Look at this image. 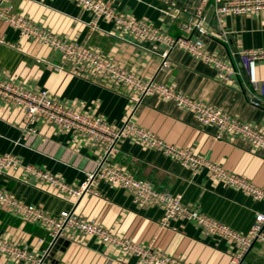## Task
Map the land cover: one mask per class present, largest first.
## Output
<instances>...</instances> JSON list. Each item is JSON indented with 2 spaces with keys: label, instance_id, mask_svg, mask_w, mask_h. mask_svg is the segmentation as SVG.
<instances>
[{
  "label": "crops",
  "instance_id": "obj_1",
  "mask_svg": "<svg viewBox=\"0 0 264 264\" xmlns=\"http://www.w3.org/2000/svg\"><path fill=\"white\" fill-rule=\"evenodd\" d=\"M125 12L136 20H146L172 36L181 35L180 27L192 13L197 0H99ZM12 14L21 15L33 25L79 44L96 48L113 64L131 71L141 80L155 78L186 96L221 110L229 116L264 132V108L253 107L250 99H264V61L243 56L242 50H264V12L227 16L222 28L216 27L208 7L205 10L208 36L202 38L206 50L230 59L239 73L236 82H220L212 67L205 66L182 50L171 52L168 67L160 69L158 46L147 42L129 43L118 38L113 25L104 20L93 22L68 0H4ZM223 32L227 36L224 40ZM0 36L16 45H0V79L36 90H47L65 108L92 114L113 127H120L133 108L131 93L103 76L63 63L60 54L26 38L0 22ZM239 59V60H237ZM62 65V70L56 66ZM251 79L255 83L250 84ZM133 120L166 143L189 149L228 172L246 178L264 191V149H256L243 138H217L213 126H202L194 116L173 103L157 97H145ZM34 128L31 133L28 129ZM0 153L17 158L65 183L80 186L86 173L92 172L103 152L80 134L61 132L49 124L26 125L20 108L0 102ZM114 168L135 179L147 181L159 191L181 195L182 203L247 233L264 201L227 187L210 178L206 171L192 174L171 158L143 148L127 139L107 158ZM26 173L0 175V188L27 205L41 207L50 215H59L73 207L36 186ZM97 195L84 197L76 206L78 215L93 220L114 234L140 245L152 244L185 264H228L232 249L192 223L171 222L160 228L162 211L148 206L138 208L123 189L100 184ZM174 228V230H172ZM0 236L27 246L42 264H136L134 256L103 244L91 236L77 235L51 245L44 231L0 211ZM46 252V253H45ZM0 264H13L0 256ZM244 264H264V246L254 244Z\"/></svg>",
  "mask_w": 264,
  "mask_h": 264
},
{
  "label": "built area",
  "instance_id": "obj_2",
  "mask_svg": "<svg viewBox=\"0 0 264 264\" xmlns=\"http://www.w3.org/2000/svg\"><path fill=\"white\" fill-rule=\"evenodd\" d=\"M0 22L18 32L20 38H26L41 46H46L60 54L63 63L75 68H82L103 76L114 85L129 91L133 108L127 114L120 127H113L92 114L68 109L56 102L47 90L22 87L0 79V102L14 108H20L26 119V125L49 124L61 132L80 134L86 141L100 148L103 152L92 172L86 173L84 181L76 187L65 183L61 178L51 175L30 165L22 166L17 158L0 153V175L10 172H22L35 180L45 192L72 205L69 211L59 215H50L41 207L27 205L0 188V211H4L24 223L42 229L50 239L51 245L58 239L73 240L77 235L91 236L99 242L120 250L123 254L134 256L136 264H185L159 250L152 244L140 245L128 238L114 234L109 229L93 220L78 215L76 206L86 196L97 195L100 184L123 189L131 203L138 207H156L162 211L160 228L170 229L171 222L192 223L213 238L225 241L232 249L228 264H244V258L256 243L264 246V211L257 214L247 233L236 231L222 222L215 220L195 208L182 203L181 195H172L159 191L147 181L135 179L123 170L112 167L107 158L116 150V146L130 139L143 148L156 151L171 158L180 167L192 174L206 171L210 178L221 182L251 197L264 201V191L246 178L228 172L222 166L205 160L186 148L169 144L154 133L137 125L133 120L136 109L145 97H157L173 103L178 109L191 113L202 126H213L217 138H243L256 149H264V132L229 116L206 103L192 99L173 87L158 82L155 78L141 80L131 71L126 70L103 56L96 48L79 44L59 37L45 28L33 25L21 15L12 14L9 7L1 6ZM83 12H87L93 22L104 20L111 23L118 32V38L129 43L147 42L158 46L160 69L167 68L169 56L174 50H182L205 66L212 67L216 78L225 84L233 85L239 73L230 59L221 58L208 52L202 38L208 36L205 10L209 7L216 27L222 28L227 16H242L264 12V0H197L191 14L182 22L181 35L172 36L167 31L155 27L146 20H136L99 0H68ZM224 40L226 32H223ZM0 45L16 48L0 36ZM243 56L256 61H264V50H242L232 53V57ZM62 70V65L56 66ZM255 83L254 79L249 81ZM253 107L264 108V99H250ZM31 133L34 128L28 129ZM174 230V228H172ZM46 253V252H45ZM0 256L13 264H42V256L30 251L27 246L18 244L9 238L0 236Z\"/></svg>",
  "mask_w": 264,
  "mask_h": 264
},
{
  "label": "water",
  "instance_id": "obj_3",
  "mask_svg": "<svg viewBox=\"0 0 264 264\" xmlns=\"http://www.w3.org/2000/svg\"><path fill=\"white\" fill-rule=\"evenodd\" d=\"M210 15H211V9H210V12H209V14H208V16H207V19H208V20H209ZM207 19H206V21H207ZM237 60H239V59H237ZM61 242H62V239H58V240L56 241L57 244H60Z\"/></svg>",
  "mask_w": 264,
  "mask_h": 264
}]
</instances>
